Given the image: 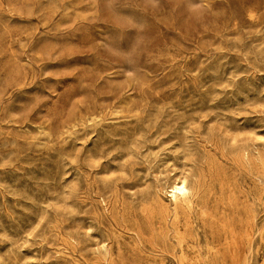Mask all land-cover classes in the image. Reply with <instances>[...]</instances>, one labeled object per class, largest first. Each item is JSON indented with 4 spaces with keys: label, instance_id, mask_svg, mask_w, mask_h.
Here are the masks:
<instances>
[{
    "label": "rangeland",
    "instance_id": "1",
    "mask_svg": "<svg viewBox=\"0 0 264 264\" xmlns=\"http://www.w3.org/2000/svg\"><path fill=\"white\" fill-rule=\"evenodd\" d=\"M0 264H264V0H0Z\"/></svg>",
    "mask_w": 264,
    "mask_h": 264
},
{
    "label": "bare ground",
    "instance_id": "2",
    "mask_svg": "<svg viewBox=\"0 0 264 264\" xmlns=\"http://www.w3.org/2000/svg\"><path fill=\"white\" fill-rule=\"evenodd\" d=\"M188 192V189L183 183H175L172 187V198L176 202L179 200L188 201Z\"/></svg>",
    "mask_w": 264,
    "mask_h": 264
}]
</instances>
